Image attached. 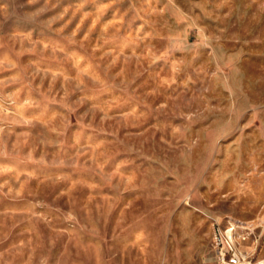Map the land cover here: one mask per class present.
<instances>
[{"label":"rangeland","instance_id":"obj_1","mask_svg":"<svg viewBox=\"0 0 264 264\" xmlns=\"http://www.w3.org/2000/svg\"><path fill=\"white\" fill-rule=\"evenodd\" d=\"M264 259V0H0V264Z\"/></svg>","mask_w":264,"mask_h":264},{"label":"built area","instance_id":"obj_2","mask_svg":"<svg viewBox=\"0 0 264 264\" xmlns=\"http://www.w3.org/2000/svg\"><path fill=\"white\" fill-rule=\"evenodd\" d=\"M251 232L249 227L241 222L227 220L214 222L211 231L210 248L215 264H264V259H253V254L239 247L235 234Z\"/></svg>","mask_w":264,"mask_h":264}]
</instances>
